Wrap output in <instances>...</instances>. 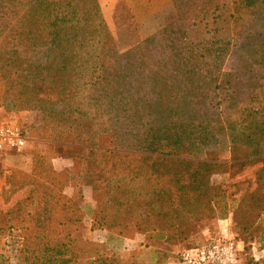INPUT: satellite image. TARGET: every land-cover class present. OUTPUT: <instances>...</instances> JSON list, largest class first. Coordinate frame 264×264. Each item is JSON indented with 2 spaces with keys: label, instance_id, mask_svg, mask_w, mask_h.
<instances>
[{
  "label": "trees",
  "instance_id": "trees-1",
  "mask_svg": "<svg viewBox=\"0 0 264 264\" xmlns=\"http://www.w3.org/2000/svg\"><path fill=\"white\" fill-rule=\"evenodd\" d=\"M173 2L177 20L122 53L99 0H0V105L36 112L23 130L50 142L7 180L11 195L32 187L18 209L26 263L70 264L83 249V186L91 229L196 244L220 219L212 178L264 162V0ZM55 158L74 169L57 171ZM259 173L245 221L264 210Z\"/></svg>",
  "mask_w": 264,
  "mask_h": 264
},
{
  "label": "rangeland",
  "instance_id": "rangeland-1",
  "mask_svg": "<svg viewBox=\"0 0 264 264\" xmlns=\"http://www.w3.org/2000/svg\"><path fill=\"white\" fill-rule=\"evenodd\" d=\"M99 3L117 48L122 53L158 33L178 18L173 0H99ZM234 66L235 62L229 58L224 69L229 71ZM0 113L13 117L28 131L34 129L32 127L38 120L36 112L22 111L15 114L6 111L1 105ZM33 132L36 133L33 136L31 133L25 155H0V264H28L25 262L23 249L31 229L27 227V230L23 220L27 218V211L19 213L18 209L21 206L30 209L31 200L28 198L32 187L18 190L11 195L7 180L14 170L25 171L18 167L31 163L36 149H46L50 144L47 135H41V132L36 130ZM214 157L230 164L236 163L230 153H217ZM263 167L264 162L258 161L238 172L228 169L224 174L212 178V183L222 191L221 196L214 201L220 219L211 229H203L198 243L146 246L145 242H139L137 245L110 231L103 241H94L88 237L90 229L84 227L79 231L83 249L75 250L70 264H181L180 255L184 250L215 241L224 234H228L239 244V264H264V210L248 220L253 224L249 225L247 230L244 228L249 222L245 221L243 213L244 199L249 200L251 195L259 190L258 175ZM11 226H14V229L10 228ZM102 234L105 237V230Z\"/></svg>",
  "mask_w": 264,
  "mask_h": 264
},
{
  "label": "built area",
  "instance_id": "built-area-1",
  "mask_svg": "<svg viewBox=\"0 0 264 264\" xmlns=\"http://www.w3.org/2000/svg\"><path fill=\"white\" fill-rule=\"evenodd\" d=\"M30 138L13 117L0 113V155L22 156L27 153ZM239 244L228 234L180 255L181 264H239Z\"/></svg>",
  "mask_w": 264,
  "mask_h": 264
},
{
  "label": "crops",
  "instance_id": "crops-1",
  "mask_svg": "<svg viewBox=\"0 0 264 264\" xmlns=\"http://www.w3.org/2000/svg\"><path fill=\"white\" fill-rule=\"evenodd\" d=\"M168 1V0H167ZM30 162V161H29ZM53 166L54 168L59 171H67L71 172L74 169V163L71 160L63 159V158H55L53 159ZM31 167V163H28L25 166L18 167L20 169L28 170ZM83 196H84V202L82 206V210L85 214V219H84V226L85 228H89L90 231L88 232V237L91 238V240L98 241L101 239L102 241L108 237V231H105V237L104 233L102 234V231H92L91 226H92V221H93V215L95 211V202L93 200V190L90 186H83ZM74 187L73 185H69L65 193L72 197L74 194ZM129 242L135 243L138 245L139 242H144L145 241V236L142 235H137L135 238H125Z\"/></svg>",
  "mask_w": 264,
  "mask_h": 264
}]
</instances>
